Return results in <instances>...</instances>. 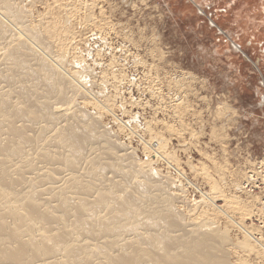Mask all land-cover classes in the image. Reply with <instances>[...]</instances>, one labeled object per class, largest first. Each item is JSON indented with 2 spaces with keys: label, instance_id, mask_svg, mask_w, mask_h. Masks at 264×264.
Returning <instances> with one entry per match:
<instances>
[{
  "label": "bare ground",
  "instance_id": "bare-ground-1",
  "mask_svg": "<svg viewBox=\"0 0 264 264\" xmlns=\"http://www.w3.org/2000/svg\"><path fill=\"white\" fill-rule=\"evenodd\" d=\"M54 3L49 11L60 18L34 26L25 5L0 0V264H233L229 227L217 225L216 215L244 235L233 250L264 259V238L243 220L251 210L223 191L202 194L206 216L196 224L195 209L175 204H186L174 193L185 190L153 166L176 162L165 140L149 137L141 163L101 125L115 99L105 96L102 80L101 92L93 91L84 55L74 57L77 70L68 69L76 11ZM53 45L57 56L47 53ZM78 96L101 117L78 107L71 113L82 103L70 109ZM115 122L120 130L127 124ZM219 197L225 206L216 204ZM229 201L242 220L225 209Z\"/></svg>",
  "mask_w": 264,
  "mask_h": 264
},
{
  "label": "rangeland",
  "instance_id": "rangeland-1",
  "mask_svg": "<svg viewBox=\"0 0 264 264\" xmlns=\"http://www.w3.org/2000/svg\"><path fill=\"white\" fill-rule=\"evenodd\" d=\"M55 1L76 11L68 69L84 55L93 91L101 92L103 81V93L115 102L102 118L93 105L82 107L85 99L78 96L74 103H82H70V109L77 105L71 113L78 107L99 115L141 163L147 161L144 144L157 134L177 163L153 166L185 190L174 192L186 199L176 207L195 209L200 224L206 216L202 194L213 198L223 191L251 215L255 210L244 218L231 201L225 208L264 238V0H16L31 10L34 26L60 18L49 11ZM53 46L47 53L57 56L61 50L56 55ZM116 119L127 123L122 130ZM219 198L216 204L225 206ZM216 216L217 225L229 227L231 262L264 264L255 254L233 250L244 235Z\"/></svg>",
  "mask_w": 264,
  "mask_h": 264
}]
</instances>
